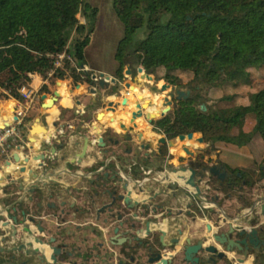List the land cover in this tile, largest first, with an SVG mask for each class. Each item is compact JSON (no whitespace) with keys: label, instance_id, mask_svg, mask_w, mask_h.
Masks as SVG:
<instances>
[{"label":"trees","instance_id":"trees-1","mask_svg":"<svg viewBox=\"0 0 264 264\" xmlns=\"http://www.w3.org/2000/svg\"><path fill=\"white\" fill-rule=\"evenodd\" d=\"M110 2L123 25L114 54L118 63L114 75L123 79L129 54L134 53L147 72L163 70L156 78L194 90L193 97L177 102L172 114L155 121L168 138L199 132L204 142L243 145L246 115L252 113L253 132L264 142V86H256L252 74V70L264 69V0ZM96 18L97 8L88 0H0V88L18 98V89L30 82V74L45 77L53 68L54 55L62 51L84 65V49ZM138 29L143 36L134 39ZM176 70L190 72V79L183 81ZM91 74L76 71L64 60L49 83L72 79L89 85ZM257 77L262 79L264 74ZM203 87L208 90L205 97L200 93ZM224 87L233 91L208 105L207 96L217 97L216 90ZM46 89L42 85L40 91ZM236 98L241 100L236 103ZM151 111L159 113L156 108ZM229 169L234 173L232 180L246 179V171Z\"/></svg>","mask_w":264,"mask_h":264},{"label":"flooded vegetation","instance_id":"flooded-vegetation-1","mask_svg":"<svg viewBox=\"0 0 264 264\" xmlns=\"http://www.w3.org/2000/svg\"><path fill=\"white\" fill-rule=\"evenodd\" d=\"M136 63L138 64L136 55L130 53L123 70V79H118L114 73L110 75L114 81H108L109 91L115 98L111 100L113 104L112 111L109 110L112 112L109 124L107 126L100 124L102 140L99 141L97 139L99 135H96L95 164L80 170L77 167L72 170L74 164H69V170L79 171L71 175L74 177L72 182L67 179L63 181L58 179L59 184L50 182L42 187L37 182L30 185L27 198L30 203L28 216L34 219L33 222L30 221L32 227L30 241L40 239L44 243L52 245L56 243L60 246V258L67 256L61 243L68 241L67 250L72 252L73 260L80 254L89 260L92 258L91 262L95 264L98 262L101 264H147L150 256L148 248L150 246L157 248L160 245L159 224L163 219L162 204L165 201L177 199L184 200L189 205L184 211L169 207L164 213L173 218L167 223L174 225V228H179L183 235L187 234L194 242L202 239L203 246L212 245L215 248V252L205 250L200 252L201 264H244L247 261L251 264H264V168L262 167L264 159L259 168L262 169V178L257 181L250 179L248 173L246 179L232 180L234 173L227 167L222 169L218 160L211 157V151L214 150L213 141H202L207 146L197 150L186 145L180 146L181 151H184L183 147L186 146L194 155L191 156L184 151L186 155L179 156V158L183 156L184 161L179 162L178 158L173 163L174 154L169 152V146L166 143L157 142V138L160 137L159 135H164L167 140L171 139L176 143L178 135L168 138L156 126L155 121L172 114L177 107V102L193 97L194 90L191 87L181 88L167 83L170 88H167L165 95L162 96V103L152 106L150 99H147L142 92L135 90L140 89L139 85L142 81V77H138L140 73L137 69L139 67L143 69L140 65L135 66ZM143 71L149 74L146 70L143 69ZM152 74L153 76L150 74L152 79L159 81L155 73ZM126 78H129V83L123 85L126 95L123 94L118 98L121 92L119 85ZM193 85L194 82H191V86ZM150 93L154 95V92ZM123 98H126L125 105L121 104ZM146 99L150 103L149 111L156 108L159 109V114H156L150 122L145 117L144 111L142 116L132 119L131 112L137 110L136 103L141 106L146 103ZM165 107L167 110L160 115ZM118 108H126L129 111L124 110V116H120L117 113ZM83 112L86 111L83 110ZM138 118L145 121L150 138L143 136L142 129L137 127L136 119ZM156 131L160 134L157 135ZM175 145L177 146V143ZM54 147L56 148V145ZM196 163H201L206 170L199 173L200 170L195 168ZM213 164L217 165V173L208 170ZM189 167L195 171L193 180L199 187V194L195 193L194 187L189 182L191 175ZM182 168H186V171H182ZM146 169L150 170L147 175L143 173ZM221 173H224L222 178L219 177ZM236 174L239 176V173ZM128 190H131V200L125 203L120 196L125 195ZM211 191L221 193L224 199L216 194L211 196ZM132 194L135 199L132 198ZM229 197L234 198L238 203L233 213L223 209V200ZM133 201H137L138 204L134 205ZM245 202L249 204L244 205ZM18 209L21 210L20 207ZM206 213L209 217L212 214L221 217L212 225L215 229L217 228L214 233H223L219 236L222 243L215 241L212 237L207 238L205 226L199 228L198 220L206 218ZM12 214L15 213L12 212ZM19 214L21 215V211L18 212ZM109 216H112V222H117L118 217V221H123V231L127 233L123 234L124 241L121 244L109 243L111 241L105 244L102 233L97 227V220ZM227 217H233L234 220L229 223ZM73 219L82 220L85 225L89 221L92 222V224L89 222L87 227L91 228L94 241L89 243L87 238L79 237L80 244H75V240L70 241L72 233L67 237L63 235L59 226L70 223ZM50 220H53L54 224L52 230L43 223ZM37 221H40L43 231H39ZM17 222L21 221L17 219ZM249 225L256 229L252 235L253 242L241 243L244 238L243 230ZM52 237L55 238V243L50 242ZM173 237H177V234ZM1 240L0 255L7 254L8 258L0 264L3 262L4 264H49L45 258L39 256L37 250L33 253V250L38 247L35 242L29 248V253L25 254L23 248L17 249L20 242L7 247L4 246V240ZM170 240L171 238L166 242ZM49 251L50 259L51 250ZM218 252L223 255L221 258L217 257ZM50 260L52 264H56L53 259Z\"/></svg>","mask_w":264,"mask_h":264},{"label":"crops","instance_id":"crops-1","mask_svg":"<svg viewBox=\"0 0 264 264\" xmlns=\"http://www.w3.org/2000/svg\"><path fill=\"white\" fill-rule=\"evenodd\" d=\"M94 32V30H93ZM93 32L90 35V41L88 43V45L85 47L84 49V56H85V60H88L84 65L86 67L87 70L91 71L92 74H100L103 73L104 76L106 75H113L114 69L117 67L116 65V60L114 58V54H113V63L110 66H104L103 64H97V62L95 63V60L93 58L90 59V57L87 56V49L90 46L91 40H92V35ZM89 63V64H88ZM107 71H106V70ZM91 74V75H92ZM30 82L28 83L30 86L39 89L40 91V87H41V81H42V76L38 73H34L30 76ZM63 84H66L64 81H62ZM48 86L50 84H47ZM81 87L82 85L79 84ZM110 85L109 83H107L105 86L101 87L99 85H95L96 86V92H97V87L100 88V90L102 92H105V96H104V101L105 104H107L108 101L110 100H114V95L107 89L109 88ZM62 86V84H61ZM61 86H56L55 83V88L52 91V94L55 90H57L60 95L58 97V99L51 105L48 107H43V102L48 101V98L46 99H42V94H46L44 92H41L40 94V102H39V106H37L34 110L37 111V114H35L31 120H29L27 123L32 127L33 123L35 121L36 117L40 118V123L43 124L49 132L52 133V136L49 138V141H47L48 136L44 133H36L34 135L35 137V142H30L29 137H31V131L26 129L27 133V140L29 142L28 144V149L30 151H33L32 153H36L34 150V144H36V146H38V144L42 145V143H49L51 145H56L55 147H51L50 148V144H48V149L51 151L53 148L55 149V155H54V159H58V161H60V163L58 164H51L48 166V168L44 169L43 171L46 174H50L52 175V179L54 180H58L60 178H62L63 175L68 176V178H72L71 175L73 173H77L79 171H71L68 168V165L73 163L74 165L78 166L77 168L80 170L82 168H87V167H91L95 164V160H96V154H95V142L93 141V139H96V134L93 132V125L97 124V122L95 121L92 126H91V132L90 134H84L82 132V130L80 129H84L86 126H88V123H82L79 125V128H76V126L74 124H72L70 121L65 122L64 127L61 126L59 123H57V120L60 119L61 114H62V110H69L73 107H75L76 111L79 112H83L84 110V104L82 102V95L84 94V88L89 89V85L82 88V91L77 90V88L79 87H75L73 89V87L68 84V86L66 87V89H61ZM70 86V87H69ZM2 92H3V98H0V119L3 121L4 118H8L9 121L11 120L12 116H13V103L12 101H16L15 98L11 97L9 95V93H7L4 88H1ZM90 92V91H89ZM52 94H46V97H49ZM89 95H95V93L90 92ZM75 96H79L78 98L74 99ZM102 104L100 103V101H97V104H94L93 107H95V110H93L94 112V118L96 119L95 115L98 111H103L104 112V123L103 125L107 126L109 124V118L110 115L112 114L111 111H107L106 106L105 108L101 106ZM132 109V108H131ZM124 110L125 111H129V109H124V108H118V115L120 116H124ZM136 123H137V127L141 128L143 131V136L150 138L148 136V130L146 128V123L145 121H143V119L138 118L136 119ZM2 124V123H1ZM0 124V125H1ZM49 126V127H48ZM69 128V130H68ZM60 129L61 131L64 130L63 132V136L60 137L62 134L61 132H58L57 130ZM68 130V131H67ZM195 133V132H194ZM61 134V135H60ZM235 134V132H234ZM54 135V136H53ZM201 134L198 132V134H196V136L194 135V137L192 139H186L184 140V142L176 147H174L173 149L169 147V152H172L174 154L172 162H176V160H178L179 156L181 155V147L182 145H186L189 146L192 149H202L205 148L207 146L206 143L200 142L198 141V137ZM84 136H88L89 137V141H88V145L87 147L84 148ZM155 140V138H154ZM9 148H10V153H11V160L13 161V164H8V165H4V163L7 161L4 159V157L0 156V221H7L8 224L7 225H1L0 222V229L1 230H5L6 228L10 230V235L12 233V229L10 228L11 222H13V217L16 216L15 214H12V212H17L18 211V207L21 205V199H25L29 197V178L31 177V174L28 173L30 172L29 169H31V167L34 169H39L40 167H38L39 162L36 161H28L27 165L30 167L29 169H26L23 173V177L22 178H18L21 175V171H19V167L21 164H19L18 169L15 168V164L17 161H14L12 159V154L16 149V144H14L13 141H9ZM213 148L214 150L211 151V157L213 159H217L219 162V165L221 166L222 169H227V168H240L244 171H246L247 173H249L248 171H258V169L260 168V164L264 159V152L261 154V157L258 159V161L255 160V157L252 153V151L247 147L246 144L243 145H238L235 143H231V142H225V141H215L213 143ZM53 151V150H52ZM20 152H23V154H25L26 152L23 150V148L20 149ZM31 153V154H32ZM80 162L77 161H73L74 159H80ZM53 160V159H51ZM67 163V164H66ZM149 165H151L150 163H148ZM225 166V167H224ZM4 167V170H3ZM227 167V168H226ZM41 169V168H40ZM64 170V171H63ZM40 172V173H43ZM57 177L55 174H57ZM60 181V180H59ZM7 184H15L17 186V188L15 189L14 192L8 191V189L6 188ZM23 186L27 187V191L24 193V190L21 189ZM15 193L17 194L16 198L14 199V197H12V194ZM133 195V199H135L134 194ZM213 204V203H212ZM189 204L186 203V201L184 200H170V201H165V203L162 204V208H161V212H163V219L161 220V223L159 224V229L162 230H166L167 226L166 223L167 221L171 220L173 217H169L167 216L164 212L166 210H168L169 207H171L172 209L175 208H180L182 211H184L187 206ZM23 209L19 210L22 211ZM160 212V213H161ZM228 213H231L229 211H227ZM159 213V214H160ZM22 216V215H21ZM207 218H202L198 220V226L200 225L199 228H203V226H205L206 223H211L209 222V220H206ZM11 220V221H10ZM89 221V219L87 220ZM92 221V220H91ZM24 222V221H21ZM90 222V221H89ZM88 222V223H89ZM88 223L85 225L83 224L82 220L79 219H73L70 223H66V224H61L59 226V229L62 231H64L65 229L67 231H70L72 233V237H70V241L72 240L74 242L75 240V244H80L79 237L80 238H87L88 242H92L94 241V235L91 231L90 227H87ZM90 224H92V222H90ZM203 224V225H201ZM22 227L23 229H25L20 223L15 225V228L17 229L16 235L17 238H19L20 236L24 235L25 232L20 233V228ZM106 226L105 224H103L101 222V220H97V227L100 231H103V235L102 238L104 240V242L107 243V241H110V232L109 230H106ZM203 230V229H201ZM173 230H170L167 232V234L164 237V241H167V239H170L174 236L173 234ZM102 233V232H101ZM1 240V238H0ZM31 239L27 236L25 238V241H30ZM14 239L11 236V241L10 243H13ZM79 242V243H78ZM1 244V243H0ZM12 246V245H10ZM84 245H82L83 247ZM9 247V246H7ZM49 249L46 247L45 248V259L47 260V263L52 264V261L49 259ZM1 257V255H0ZM74 260L76 261V264H95L92 263V258L89 260V258L86 260L87 261H80V258H74ZM98 262V261H97ZM4 264V262L2 263ZM97 264H101V263H97Z\"/></svg>","mask_w":264,"mask_h":264},{"label":"water","instance_id":"water-1","mask_svg":"<svg viewBox=\"0 0 264 264\" xmlns=\"http://www.w3.org/2000/svg\"><path fill=\"white\" fill-rule=\"evenodd\" d=\"M137 70L141 74L140 77H142V78L145 77L148 80L152 79V76L148 73H145L141 67H139ZM126 73H128V71ZM97 76L98 77L95 80H92V83L89 84V91L92 93L96 92V86L95 85H99V86L103 87L108 83L109 80L114 81V78L112 76H109V75L104 76L103 73H100ZM94 77H96V74L91 75V79H93ZM56 84L61 85L62 82L56 81ZM0 86H1V84H0ZM76 86L79 87L80 85L76 84ZM167 88H170L169 84L162 83L160 89L164 90ZM178 92L182 93V91H179V90H178ZM1 93H2V91H1ZM59 95H60V93L57 90H55L53 92V94L50 95L49 97H46V94H42V99L48 98V101L43 102V107L51 106L58 99ZM139 97L143 98V96H139ZM148 102L149 101L146 99V103L142 104L141 106L139 105V103H136V109L137 110L131 112L132 119H134L137 116H142L143 111L145 112V117L147 118L148 122H150L151 119L153 117H155V115L153 113H151V111H149L150 103H148ZM112 104H113V101H111V100L107 102V107H106L107 111H109V110L112 111V108H111ZM121 104L122 105L126 104V98L122 99ZM200 107L202 109H205L204 104H201ZM166 110H167V107H165L163 109V111L160 113V115H163ZM101 115H104V112L98 111L96 113V119L97 120L102 119V118H100ZM9 122L10 121L8 118H4L0 127L8 125ZM101 128L102 127L100 124L93 125V131H95L96 135H99L97 137V139L99 141L102 140ZM21 129H28L31 131L32 136L29 137L30 142H35L34 135L36 133H44L48 136V138H50L52 136V133L49 132L48 129L43 124L40 123L39 117L35 118V121H34L32 127L27 122H25L21 126ZM155 133L157 135L160 134L159 131H156ZM196 134H198V132H195V133L190 132L186 135L180 134L177 136V139L179 141H184L186 139H192L194 137V135H196ZM62 136H63V134L60 137H62ZM159 136L160 137L157 138V142L166 143L169 147L176 144L175 141H173L171 139L167 140L164 135H159ZM97 139H93V141L95 142ZM88 141H89V137L84 136V148L87 147ZM198 141H200V142L203 141V138L201 137V135L198 137ZM20 149H21V147L19 145H16V149L12 154V159L14 161H17L19 164H21L19 167V171H21V172H24L26 170V166L23 164V162L27 163L30 160L36 161L37 159H39L40 163H39L38 167H40L42 169L43 168L46 169L49 166L47 164V162L53 161L50 158H48V154H49L50 150L47 147L44 148V150H42V151L36 150L35 151L36 153H32L30 156L28 155L27 157L23 156V158H21L19 155ZM52 150L51 151L54 152L55 149L53 148ZM183 150L191 156L194 155V153L192 151H189V149L186 146L183 147ZM73 161L80 162L81 158L80 159H74ZM183 161H184V157L181 156L179 158V162H183ZM9 163H10L9 160H7L4 163V165H8ZM195 168L200 170L199 173L206 170V167L201 166V163H196ZM3 170H4V167H3ZM181 170L186 171V168H182ZM189 170L191 171L189 182L194 187L195 193L199 194V192H200L199 187L196 184V182L193 180L195 171L191 167H189ZM208 170L212 171L214 173H217L218 172L217 165L216 164L211 165L208 168ZM29 171L30 172H28V173L31 174V177L29 178L31 180V182L29 183V185L35 184L37 182L40 183L42 187H45L50 182L52 184H59V182H57V180L52 179V175L46 174L45 173L46 171L45 172L43 171V173H40V172L35 173L33 171L32 167H31V169H29ZM58 174L59 173L55 174L56 177ZM223 174L224 173H221V175L219 177L222 178ZM133 183H134V181H133ZM26 188L27 187H24V189H23V186L21 188L24 190V193L27 191ZM12 195H14V194H12ZM130 196H131V190H128L127 193L125 195L120 196V198L123 200V202L126 203L128 200H131ZM133 204L137 205L138 202L133 201ZM25 211L26 210H24V209L21 211V215L24 218V222H17V217L14 216L13 222H11V224H9L10 228L12 229L11 236L14 240L17 238V235H16L17 229L15 228V225L20 223L25 228V231H24L25 234L19 237L20 245L17 247V249L21 250L23 248L25 254H28L29 250H30L29 248H31V246H33V242H35L38 247L36 249H34L35 251L33 250V253L36 252V250H37V252L40 254L39 256H41L43 259L45 258V248L47 247L49 250H51L50 259H53V261L56 264H76V261H74L71 258L72 252L67 250L68 241L61 243L62 247L65 249V253L67 254V256L65 258L59 257L60 256V253H59L60 252V246L55 243V238H53V237L50 239L51 243H55L53 245L48 244V243H44L40 239H35V240H33V242L32 241H25V238L27 236L31 239L32 227L30 225V221H32V222L34 221V219L32 217L28 216V211H26V212ZM111 218H112V216H109V217H106L105 219L101 220V222L103 224L107 225L106 230L107 231L109 230V232L111 234V235H109L110 236L109 238L111 241L109 243L115 242L117 244H121V242L124 241V237H122V236H123V234H126L127 231H123L124 230L123 229L124 228L123 227V221H118L119 217L117 218V222H115V221L112 222ZM226 219L229 223H231L234 220L233 217H227ZM7 224H8L7 221L1 222V225H7ZM166 226H167L166 230H162V229L159 230V233H160V245H159V247L156 248V247L150 246L148 248V252H150L149 253L150 256L147 259V264H201L202 261L200 258V252H202L203 250L208 251V252H215V248L212 245L203 246L202 245L203 244L202 239H198L196 242H194L187 234L183 235L182 231L179 228H177V227L174 228V225H170L169 223H166ZM37 227H38L39 231H43V227L40 226V221H37ZM205 229L207 232V233H205V236L207 238L212 237L215 241L222 243V241H220V239H219V236L223 235V233L222 234L214 233V230H216L217 228L215 229L212 224L206 223ZM170 230H173L174 231L173 234H177V237H172L170 242H166V241H164V237L167 234V232ZM255 231H256L255 227H251L250 225L247 226V228L243 230L244 238L241 240V243L253 242V238H252L253 236L252 235L254 234ZM101 232L103 235V231H101ZM70 233L71 232L67 231L66 229L63 231V235L66 237L68 235H70ZM105 244H108V241H107V243L105 242ZM222 256L223 255L220 252L217 253L218 258H221ZM78 257L80 258L81 262L87 261L86 257H82V255H80V254L78 255ZM78 257H75V258H78Z\"/></svg>","mask_w":264,"mask_h":264},{"label":"rangeland","instance_id":"rangeland-1","mask_svg":"<svg viewBox=\"0 0 264 264\" xmlns=\"http://www.w3.org/2000/svg\"><path fill=\"white\" fill-rule=\"evenodd\" d=\"M88 1L90 2L91 5H93L97 8V18H96V23H95V27H94V32L92 35V40H91L89 48L87 49V56L90 57V59L93 58L95 60V63L97 62V64H103L104 66L108 67L109 65L111 66L113 63V54L116 51V46H117L119 39L123 35V25H122L121 21L119 20V18L117 17V15L114 13L110 0H88ZM78 17L82 22L84 21V18L81 16V14H79ZM142 36L143 35L141 33V29H138L134 34V39L142 38ZM87 61L88 60H85V62H87ZM117 64L118 63L116 61V65ZM134 65L138 66L139 64L136 63ZM87 71H89V70H87ZM112 72L114 73V71H112ZM175 73L177 76H179L185 82L188 81L191 77V73L187 72V71L176 70ZM262 73L264 74V69L252 70V74L255 77V78H253L254 84L258 87L264 86V78L259 79L257 77L258 75H260ZM149 74H151L153 76L152 73H149ZM156 74L161 76L163 74V70L159 69L157 71V73H155V76H156ZM139 75L140 74H138V77H140ZM141 80H142L141 84L139 85L140 89H135L136 92H142V94L147 99L151 100L152 106H155L156 104L160 105L162 103V96L165 95L166 91L168 90V89H164L163 91H161L160 87H161L162 83H168V82H166L164 79H159V81H156L153 79L147 80L145 78H141ZM53 81H54V83H48V84H50L49 86L46 85L47 86L46 90L39 91V93L41 94V92H44L46 94H52V91L55 88L56 81H61V82L64 81L66 83L65 84L66 87L68 86V84H70L73 87V89L76 87V84H81L82 86L77 88V90H79V91H82V88L88 86L85 82L77 83L72 79H66V80L53 79ZM124 83H129V78H126V80L122 81V83L119 85L120 86L119 90H121V92L118 94V98H120L121 96H123V94H125L124 93L125 90L123 87ZM56 86H61V85L56 84ZM84 89H85L83 91L84 94L82 95L81 99H82V102L84 104V107H83L84 111H86V112L76 111L75 107H73L69 110H62L61 117L59 120H57V123H59L61 126L64 127L65 122L70 121L72 124H74L76 126V128L80 129L79 125L85 122V123H88V126H86L84 129H80V130H82V132L84 134H90L91 126L95 121L97 122V124L103 125V123H104V120L102 117H101L102 119H98V120L94 118L93 110H95V107H93V106H94V104H97V101H100V103L102 104L101 105L102 108L103 107L105 108V106H106L105 101H104L105 92H102L100 90V88L97 87V92H95V95H89V93H90L89 89H86V88H84ZM107 89L109 90V88H107ZM152 90H154V91H152ZM1 91L2 90L0 88V98H3V92L1 93ZM232 91H233V89L229 88V87L217 89L215 92L217 97H213V96H207L208 98L206 97L207 98V104L210 106H213L214 101L218 97H220L221 95H230V93ZM150 92H154V95H151ZM207 92H208L207 88L203 87L201 89L200 93L205 97L207 95ZM245 92L241 91V93H243V94ZM156 95H157V97H156ZM78 97L79 96H75L74 99H76ZM240 100H241V98H236V103H238ZM12 103H13L12 105L14 107L15 102L12 101ZM35 114H37V111L34 109H30L26 114L25 122H28L29 120H31ZM253 125H254V115L252 113H247L246 122H245V125L243 126V132L245 133V135L241 136V140L246 139L247 147L252 151V153L255 157V160L258 161V159L261 157V154L264 152V142L257 133L253 132ZM68 130H69V128H68ZM63 131L64 130H62L61 133H64ZM93 132L95 133V131H93ZM26 133H27V131H25L24 134H26ZM183 142L184 141L176 140L177 146L182 144ZM50 143L51 142L42 143V145L39 147L34 146V150L35 151L36 150L42 151V150H44V148L48 147V144H50ZM22 144L24 146L23 150L26 153H32L33 152V151H30L24 143H22ZM175 146L176 145H173L170 148L173 149ZM181 155L185 156L186 154L184 151H181ZM175 161H176V159H175ZM58 163H60V161H58V159L47 162L48 165L58 164ZM75 167H78V166L74 165V169L72 168V170H75ZM262 167L264 168V166H262ZM43 169L39 168V169H34L33 171L35 173H39V172H42ZM261 170L262 169H258L257 172L255 170L254 171L250 170V171H248L249 172L248 176L250 177V179H252L254 181L260 180L262 178V176H261L262 171ZM60 179H61V181L67 179V180L72 182L74 177L68 178V176L63 175L62 178H60ZM6 188L8 189V191L14 192L15 189L17 188V186L15 184H7ZM13 194L14 195H12V197H14V199H15L17 194H15V193H13ZM215 194L218 195L219 198L224 199V197L221 193L211 191V196H213ZM251 196L253 197V195H251ZM20 204H21L20 209H24L26 211L30 210V203H29L27 198L21 199ZM237 206H238V203L234 198L229 197L228 199L223 200V209H225L226 211L233 213L235 211V209H237ZM211 209H215V208H211ZM18 212H19V209L17 212L14 211L13 213L16 214L18 221H24V218L20 214L18 215ZM215 213H217V212L215 211ZM206 218H207L206 220H209V222H211L210 224H215V221L217 219H221V217H216L215 214H212L211 217H209L208 213H206ZM259 220H260V218H259ZM43 223L50 230L54 229L53 220L46 221ZM19 228H20V233H23L25 231V229H23L21 226ZM0 237H1V239L4 240V246L16 245L20 241L19 238H16L13 241V243H10L11 235H10V230L7 228L5 230L0 229ZM0 241H2V240H0ZM6 258H8L7 254L1 255L0 262ZM96 261H98V260H96ZM244 264H251V263L249 261H247Z\"/></svg>","mask_w":264,"mask_h":264},{"label":"built area","instance_id":"built-area-1","mask_svg":"<svg viewBox=\"0 0 264 264\" xmlns=\"http://www.w3.org/2000/svg\"><path fill=\"white\" fill-rule=\"evenodd\" d=\"M54 65L53 68L47 73L45 77H42L41 86L47 85L49 83V77L52 76L53 72L57 68H61L63 66L64 60H67L71 67H73L76 71L82 72L87 71L85 65L80 64L78 65L73 58L66 53L65 51H62L60 53H57L54 55ZM34 74V73H33ZM32 74H30L31 76ZM110 76V75H109ZM94 77L92 80H95L97 78ZM19 97L15 98V105L13 107V116L9 122L8 125L0 127V156L4 157L5 160H9L10 164H13V161L11 160V153L9 148V141H13L14 144L19 145L21 148H23L24 143L26 146H28L29 142L27 140V135L25 133V129H21V126L25 123V117L27 112L30 109H35L37 106H39L40 100V93L39 89L34 88L30 86L29 84L22 85L18 89ZM58 132H62L60 129L57 130ZM54 136V135H53ZM26 139V140H25ZM47 141H49V138H47ZM52 144V143H51ZM50 144V148L54 147V145ZM36 146V144H34ZM41 146L38 144V147ZM19 155L21 158L23 156H30L31 153H25L19 152ZM55 152L50 151L48 154V158L54 159ZM40 160L37 159L36 162H39ZM23 164L26 166V169H29L30 167L27 165L26 162H23ZM15 168L18 169L19 163L16 162ZM149 169L143 170V173L145 175L149 174ZM23 173L21 172V175L18 178L23 177ZM31 182V180H29ZM1 192V190H0ZM11 221V220H10ZM2 222V221H0Z\"/></svg>","mask_w":264,"mask_h":264},{"label":"bare ground","instance_id":"bare-ground-1","mask_svg":"<svg viewBox=\"0 0 264 264\" xmlns=\"http://www.w3.org/2000/svg\"><path fill=\"white\" fill-rule=\"evenodd\" d=\"M61 89H66V87H61ZM152 112V111H151ZM153 113V112H152ZM155 115V113H153ZM101 117H103V115H101Z\"/></svg>","mask_w":264,"mask_h":264}]
</instances>
